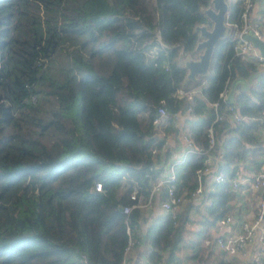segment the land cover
<instances>
[{
	"label": "trees",
	"instance_id": "obj_1",
	"mask_svg": "<svg viewBox=\"0 0 264 264\" xmlns=\"http://www.w3.org/2000/svg\"><path fill=\"white\" fill-rule=\"evenodd\" d=\"M210 4L0 0V264H84L82 255L89 264L122 263L127 222L136 236L145 221L142 208L130 214L122 208L137 202L134 187L147 196L159 176L153 149L164 140L155 135L154 118L161 100L171 114L185 105L173 95L187 74L179 57L197 52L196 27L212 25L203 11ZM243 11L244 0H232L228 21H242ZM158 33L167 47L151 56ZM257 67L235 55L230 37L218 42L209 86L194 96L202 116L190 128L199 144H206L215 117L209 100ZM235 105L254 118L237 122L223 139L226 177L237 173L231 156L261 150L246 141L254 142L253 129L263 124L264 77ZM230 127L228 119L216 123L217 141ZM204 160L190 154L177 166L179 188L198 185ZM99 181L102 190L95 188ZM232 194L228 180L215 184L201 228L184 241L194 262L207 264L212 247L201 240L227 212ZM190 208L177 225L167 216L148 227L149 264H159L164 250L167 261L176 259Z\"/></svg>",
	"mask_w": 264,
	"mask_h": 264
},
{
	"label": "built area",
	"instance_id": "obj_2",
	"mask_svg": "<svg viewBox=\"0 0 264 264\" xmlns=\"http://www.w3.org/2000/svg\"><path fill=\"white\" fill-rule=\"evenodd\" d=\"M254 0H244V11L242 13V21L229 22L233 31L230 35L231 40L234 42L235 55L241 58H252L258 65L264 67V55L259 51L253 50V42L250 35L262 38L261 25L258 21L250 20V13L253 7ZM158 45L149 52L151 56H158L162 47H167L162 42L160 34L158 33ZM254 52V53H252ZM166 68L169 69V63L166 62ZM212 76L211 71L203 76L201 82L195 86L178 87L173 95L177 98L184 97L187 101V110L192 117H198V113L194 109V96L199 91L209 86V80ZM231 85L226 87L213 99L209 100V107L214 111L215 117L209 124L206 131V144H199L195 138L190 134H184V142L186 144V156L190 154H199L205 156L203 166L196 170L198 179V185L194 189L188 187L179 188V177L177 173V165L182 163L183 160H175L170 165L169 169L164 173H159V176L151 182V187L147 196L139 194L137 187H134L131 192V198L137 199V202L125 205L122 209L126 214H130L131 211L136 208L150 207L155 199L159 197L162 208L166 211L167 215L173 219L175 225L179 222V216L188 204H196L197 198H202L204 204H211L210 191L205 193L204 183L211 181V184H216L228 180L231 184L232 190H237L243 185L250 184L255 190H263L264 192V163L259 169L253 172H237L236 174L226 177L225 173L219 169L218 156L214 155V151L217 149L218 141L216 135V123L225 119H233L239 122L244 119H253L254 116L243 114L234 103L228 102L227 97ZM35 99V96H33ZM166 101L161 100V104L157 109V114L154 118V124L159 125L163 119L168 116L169 112L165 105ZM264 128V108L261 112V118ZM156 152V148L153 149ZM95 188L97 190L103 189L101 181L96 182ZM193 209V205H192ZM233 218L232 213L227 212L220 217L216 223L217 229L221 230L226 226ZM190 219V218H189ZM264 220V194L260 199L259 210L257 217L253 222H243V231L236 236L234 235H213L210 233L206 236L204 243L208 246H213L215 249L225 252L227 254H234L237 251L244 248V246L250 242L254 236L256 229L260 226ZM194 220H188L186 227H191ZM128 240L127 246L124 250V256L121 264H129V254L134 249L137 239L134 233V228L129 222H127ZM84 264H89L85 255H82ZM166 259V256L162 258ZM254 260L258 263L264 264V231L260 237V249L256 253ZM166 264H179L178 259L167 261Z\"/></svg>",
	"mask_w": 264,
	"mask_h": 264
},
{
	"label": "crops",
	"instance_id": "obj_3",
	"mask_svg": "<svg viewBox=\"0 0 264 264\" xmlns=\"http://www.w3.org/2000/svg\"><path fill=\"white\" fill-rule=\"evenodd\" d=\"M232 0H229L231 2ZM250 20L258 21L261 25L262 31V39H264V0H254L253 7L250 13ZM231 27V26H230ZM233 29L231 27L230 35ZM229 35V37H230ZM253 50L260 51L258 47L253 45ZM196 53V54H195ZM192 54H187L184 56L187 57L191 55L194 58L198 57L199 51ZM254 53V52H252ZM252 60V58H248ZM253 61V60H252ZM256 63V62H255ZM257 70L251 72L248 77L242 78L241 76H237L235 79L240 78L241 80H247L252 76L250 82H238L236 85L233 97L231 99V103H236V98L239 93L245 91L250 93V90L254 87H258L263 80L264 77V67L258 65L256 63ZM199 79L198 81L200 80ZM234 79V80H235ZM233 80V81H234ZM193 81V80H192ZM233 83V82H232ZM229 102V101H228ZM187 101H185V105L182 110H179L173 114L169 113L166 116L162 123L156 125L155 135L163 141V144L160 148H157L156 153H159V161L155 164V168H157L161 173H164L169 169L172 162L175 160H183L186 156V144L184 142V134L190 133L193 137V133L191 131V124L199 120L201 118V114L198 113V117H192L187 110ZM253 120V119H252ZM230 122V129L224 133L220 141H218L217 149L214 151V155L218 156L219 162L218 167L221 171H223V167L227 164V160H225L223 156V139L227 134H230L232 127L237 124V122L233 119H228ZM249 132V131H248ZM250 133V132H249ZM248 133V134H249ZM253 134L255 136V140L252 143L246 144L249 146L261 147V150H255L254 154L251 155V151H248L245 155H235L234 158L231 156L230 167H237V172H253L258 167L256 164L261 166L264 163V128L263 124H260L253 129ZM195 138V137H194ZM236 150V149H235ZM242 150V149H240ZM243 151V150H242ZM189 156V155H188ZM186 156V158L188 157ZM186 160V159H185ZM184 160V161H185ZM183 161V162H184ZM181 164V163H179ZM178 164V165H179ZM177 165V166H178ZM224 172V171H223ZM179 177V176H178ZM215 184H211V181H206L204 183L205 193L211 194L214 190ZM263 190H255L250 184H246L238 188L237 190H233L232 197L228 202V210L227 212L232 213V220L224 226L221 230L217 229L216 225L210 228L209 234L213 235H234L241 233L243 231V222H253L259 210L260 199L263 196ZM193 205V209H192ZM189 212V220H194L193 225L191 227H187L184 238L181 242V247L177 251V257L179 264H199L194 262V260L189 255V249L186 248L184 241L186 237H191L194 231H197L202 226V221L204 217L207 215V207L208 204H204L202 198H197V203L192 204ZM145 214V221L142 222L141 226L136 229V239L137 243L134 249L129 254V264H149L151 263L149 260V254L152 250L151 244L146 236L148 227L155 221L161 220V218L167 217L166 211L162 208L159 197L155 199L153 204L150 207L142 208ZM226 212V213H227ZM264 231V220L261 222L260 226L256 229L254 238L248 242L243 249L237 251L234 254H227L225 252L219 251L212 247V252L208 256L207 264H261L254 260L256 253H258L260 249V237ZM204 237L201 240V243L205 245ZM168 252L164 250L162 252V258L166 256V259L161 258L159 264L167 263V255Z\"/></svg>",
	"mask_w": 264,
	"mask_h": 264
},
{
	"label": "water",
	"instance_id": "obj_4",
	"mask_svg": "<svg viewBox=\"0 0 264 264\" xmlns=\"http://www.w3.org/2000/svg\"><path fill=\"white\" fill-rule=\"evenodd\" d=\"M204 13L212 22V25L199 24L196 30L200 31L201 39L197 43L196 51H199L198 57L194 58L191 55L184 56L182 52L179 57V65L187 70V74L184 81V86L190 81H198L199 76H205L210 72L212 59L215 51V47L218 42L227 38L230 35L231 27L228 24V15L230 11L229 0H211V4L203 8ZM253 45L258 47L261 53L264 55V39L254 35H250ZM252 79L247 80L237 78L231 84L227 101L231 102L236 85L238 82L248 83Z\"/></svg>",
	"mask_w": 264,
	"mask_h": 264
},
{
	"label": "rangeland",
	"instance_id": "obj_5",
	"mask_svg": "<svg viewBox=\"0 0 264 264\" xmlns=\"http://www.w3.org/2000/svg\"><path fill=\"white\" fill-rule=\"evenodd\" d=\"M195 54H196V53H195ZM182 109H183V107H182L180 110H182ZM260 167H261V166H260ZM260 167H259V168H260ZM259 168H258V169H259ZM256 170H257V169H256ZM256 170H255V171H256Z\"/></svg>",
	"mask_w": 264,
	"mask_h": 264
}]
</instances>
